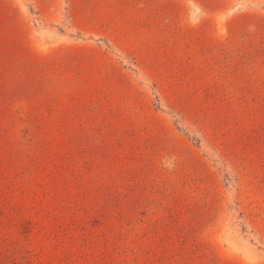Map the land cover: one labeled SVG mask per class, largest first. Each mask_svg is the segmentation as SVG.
Returning <instances> with one entry per match:
<instances>
[{"label":"rangeland","instance_id":"rangeland-1","mask_svg":"<svg viewBox=\"0 0 264 264\" xmlns=\"http://www.w3.org/2000/svg\"><path fill=\"white\" fill-rule=\"evenodd\" d=\"M226 6L247 61L264 0ZM30 26L38 50L79 39ZM103 62L0 61V264H264L251 81L242 91L235 66L234 79L213 64L187 82L183 65ZM78 107L100 112L96 147L46 143V111L61 123Z\"/></svg>","mask_w":264,"mask_h":264},{"label":"crops","instance_id":"crops-1","mask_svg":"<svg viewBox=\"0 0 264 264\" xmlns=\"http://www.w3.org/2000/svg\"><path fill=\"white\" fill-rule=\"evenodd\" d=\"M226 2L0 0V61H94V66H104L103 61H162L168 66H187V77L182 73V77L175 76L187 82L205 80L200 76H207L206 69L213 64L224 76L234 79L233 71L229 70L235 66V80L240 89L245 90L246 78L252 83L254 140L264 147V24H255V43L249 48L251 59L246 61L243 17L238 14L228 17ZM190 5L199 11L195 12L196 19L192 18ZM31 15L40 22L64 25L78 35V41L38 50L30 26ZM230 23L236 24L235 30L242 36L240 43L228 41ZM50 67L52 64L45 63L46 73ZM245 67L250 69L249 73H245ZM194 75L198 78H193ZM84 94L83 91L82 97ZM75 109L67 111V119L61 123L59 119L54 121L56 111H46V120L51 121L48 127L51 137L45 138L46 143L96 147L99 133L96 120L100 112L95 108Z\"/></svg>","mask_w":264,"mask_h":264}]
</instances>
